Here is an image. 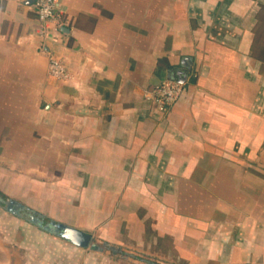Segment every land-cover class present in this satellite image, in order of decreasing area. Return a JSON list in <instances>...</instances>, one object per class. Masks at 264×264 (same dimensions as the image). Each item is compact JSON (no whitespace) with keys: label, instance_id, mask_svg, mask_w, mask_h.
<instances>
[{"label":"crops","instance_id":"1","mask_svg":"<svg viewBox=\"0 0 264 264\" xmlns=\"http://www.w3.org/2000/svg\"><path fill=\"white\" fill-rule=\"evenodd\" d=\"M56 2L60 29L0 0V264H116L26 209L160 264H264V0Z\"/></svg>","mask_w":264,"mask_h":264},{"label":"built area","instance_id":"2","mask_svg":"<svg viewBox=\"0 0 264 264\" xmlns=\"http://www.w3.org/2000/svg\"><path fill=\"white\" fill-rule=\"evenodd\" d=\"M32 2L42 24L45 25L47 22H51L56 29L66 26L67 21L59 13L56 0H32ZM45 33V28H43L42 34ZM48 73L58 80L68 81L71 78L63 62L56 58L50 59ZM183 88L184 82L168 80L155 85L149 90L146 99L150 100L158 110L165 112L178 101Z\"/></svg>","mask_w":264,"mask_h":264},{"label":"water","instance_id":"3","mask_svg":"<svg viewBox=\"0 0 264 264\" xmlns=\"http://www.w3.org/2000/svg\"><path fill=\"white\" fill-rule=\"evenodd\" d=\"M181 82H184L181 80ZM7 209L10 212H13L17 215H20L21 211L25 210L26 208L14 201L5 202ZM29 219L32 223L40 226L41 228L45 229L46 231L53 232L56 235L68 240L69 242L81 246V247H89L93 250H103V246H99L96 241L94 240L93 236L87 232L72 228L68 225H65L63 223H58L55 221L45 222L40 216H38L36 213H31L29 215ZM106 247H108L107 244H105ZM112 252L114 255L117 254L118 251H121V248H114L111 247ZM147 264H160L157 262H153L151 260L146 261Z\"/></svg>","mask_w":264,"mask_h":264},{"label":"rangeland","instance_id":"4","mask_svg":"<svg viewBox=\"0 0 264 264\" xmlns=\"http://www.w3.org/2000/svg\"><path fill=\"white\" fill-rule=\"evenodd\" d=\"M111 247L116 248L115 246H103L104 252L102 254H104L110 260H113L116 264H147L146 261L148 259H146V257H143L142 255H138L136 253L134 254V252H131L128 249L121 248V251H118L116 255H113ZM89 253L95 254V252L91 250H89Z\"/></svg>","mask_w":264,"mask_h":264},{"label":"trees","instance_id":"5","mask_svg":"<svg viewBox=\"0 0 264 264\" xmlns=\"http://www.w3.org/2000/svg\"><path fill=\"white\" fill-rule=\"evenodd\" d=\"M24 213H25V215H26L27 217H29V215H30L31 213H33V212H31V211H29V210L26 209V211H25Z\"/></svg>","mask_w":264,"mask_h":264}]
</instances>
